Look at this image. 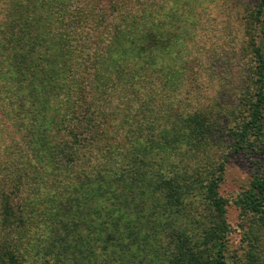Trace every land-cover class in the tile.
<instances>
[{"label": "trees", "instance_id": "16d2710c", "mask_svg": "<svg viewBox=\"0 0 264 264\" xmlns=\"http://www.w3.org/2000/svg\"><path fill=\"white\" fill-rule=\"evenodd\" d=\"M250 16L252 100L227 127L188 89V0H0V264H128L135 199L167 264H224V151L264 154V0ZM188 149L189 181L164 167ZM199 190L214 216L192 230L171 206ZM237 204L264 220V177Z\"/></svg>", "mask_w": 264, "mask_h": 264}, {"label": "rangeland", "instance_id": "374dc122", "mask_svg": "<svg viewBox=\"0 0 264 264\" xmlns=\"http://www.w3.org/2000/svg\"><path fill=\"white\" fill-rule=\"evenodd\" d=\"M259 1L188 0V89L191 92L198 91L196 97L201 103L208 105L206 109L219 114L220 124H226L227 120V127L232 125L229 121L234 118L243 119L251 104L253 87L251 88L248 74V54L244 48L245 36L249 29L248 25L243 23L251 17L250 13ZM239 17L246 19L241 27ZM189 95L190 93L188 97ZM226 131L225 129L224 132ZM204 154L206 157L211 154L222 156L221 151L218 153L215 146L206 148ZM224 154L223 159H226L224 172L217 189L218 196L224 202L223 217L227 226L223 262L264 264V225H259L263 222H258V219L264 220L251 214H242L237 204L242 193L251 187L253 175L264 177V154L255 150L229 152V149H226ZM184 155L186 160L179 161L178 156H174L164 167L167 166L166 171L186 170L189 181L191 177L189 174L198 155L196 158V154L192 155L189 149L188 154ZM201 177L203 179L204 175ZM177 183L182 187L183 183ZM174 186L177 187L176 184ZM168 187L170 186L167 185L166 188ZM135 200V210L130 212L134 213L141 208L145 210L143 214L147 221L141 231V238L144 241L140 240V243H148V246L144 247L143 253L136 258L129 254L128 264H167L164 247L162 246V249L158 247L164 245V242L166 245V241L158 243L157 239H154L157 235L155 227L159 225L162 227L164 221L162 218H155L153 222L150 218L152 212L150 206L142 200ZM188 204L189 207L184 206L182 201L173 202L171 208L177 213L183 210L188 216L183 223H188L189 218L192 219V230L205 227V224L208 225L207 219L210 217L213 219L212 209L204 201L203 190L196 191V194L188 199ZM137 211L136 213H139ZM187 228L189 230V225ZM150 242H155L156 248L154 246L150 248ZM82 261L87 262L84 259Z\"/></svg>", "mask_w": 264, "mask_h": 264}]
</instances>
